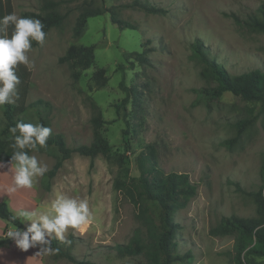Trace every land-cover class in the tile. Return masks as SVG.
<instances>
[{
  "label": "rangeland",
  "instance_id": "1",
  "mask_svg": "<svg viewBox=\"0 0 264 264\" xmlns=\"http://www.w3.org/2000/svg\"><path fill=\"white\" fill-rule=\"evenodd\" d=\"M133 1L11 0L12 13L20 17L24 12L46 13L43 7L48 2L56 3L55 9L66 15L60 26L46 34L43 44L27 53L32 64L26 67L30 72L26 105L48 102L50 128L62 134L71 149L92 142L95 105L103 121L99 131L111 152L93 159L73 153L50 181L48 191L43 176L38 177L32 189H21L27 202L14 196L4 203L14 215L17 207L48 211L61 193L87 199L94 222L84 232L69 229L66 233L67 240L74 239V257L95 264H145L142 258H118L108 247L127 244L136 229L143 230L136 208L114 185L138 181L139 158L152 147L163 173H186L197 186L196 195L174 215L177 253L185 257L184 264H234V237L213 236L210 230L223 217L256 216L248 194L264 185V112L237 142L225 144L236 137V123L250 118V110L256 113L258 105L227 92L216 100L204 97L200 91L212 84L200 76L201 66L191 47L198 41L231 75L264 71V34L244 26L264 0H140L162 14L129 6ZM88 3L113 9L118 20L134 29H120L106 13L89 18L82 36L73 38L76 18ZM72 45L95 47L94 64L87 70L74 69L79 73L76 81L72 64L59 62ZM147 49L151 51L145 64L130 55ZM98 69H104L108 78L102 88L92 80ZM25 119L37 122L30 108ZM31 155L47 164L48 170L54 165V159L44 153ZM136 187L141 191L140 184ZM5 223L4 230H10L11 224ZM27 252L6 246L0 251V264H41L43 256L32 252L29 258ZM42 264L71 263L54 261L49 253Z\"/></svg>",
  "mask_w": 264,
  "mask_h": 264
},
{
  "label": "trees",
  "instance_id": "2",
  "mask_svg": "<svg viewBox=\"0 0 264 264\" xmlns=\"http://www.w3.org/2000/svg\"><path fill=\"white\" fill-rule=\"evenodd\" d=\"M103 1V0H101ZM57 4L48 2L43 10L46 13L24 12L21 17H31L40 19L45 25L43 31L47 34L52 28L61 25L66 15L58 12ZM146 13L162 14L161 9L152 5L135 0L131 5ZM113 9L106 7H92V4H84L79 12L73 27V38L78 39L82 36L86 27L87 20L91 17L102 16L109 13L113 24H117L120 29H134L129 23L118 20ZM12 13L11 0H0V18ZM244 26L253 32L264 34V4L260 5L255 12L251 13L244 21ZM9 25L6 33L9 37L13 31ZM39 43L32 41V48ZM143 46V45H142ZM192 56L201 66L200 76L212 84L208 88L202 89L201 94L210 100L219 99L224 93H231L239 97L243 102L258 105V110L251 117L239 120L236 123V137L225 144L232 146L237 142L239 136L251 126L264 112V71L252 70L239 75L229 74L215 59L209 51L198 41L192 44ZM94 46H70L65 55L59 59L60 63H71L73 80H78L79 73L74 71L76 67L87 70L94 64ZM151 49L141 53H131L133 59L139 64L147 62L146 54ZM133 61L130 62L132 64ZM16 75L20 79V84L16 87L18 98L11 105H3L2 125L0 126V161L10 163L11 156L15 149L12 147L14 138L9 132V128L18 121L30 123L25 119L28 109H32L37 118V122L45 127H50L48 114L51 105L43 100H37L28 106L26 97L29 89L30 72L23 64L15 69ZM96 87L102 88L106 85L108 78L105 76L104 69H98L92 76ZM123 87V83H120ZM131 93V89L129 90ZM127 99L123 100V104ZM97 112L92 118L94 126L93 140L89 145H79L74 149L66 145L62 134L51 133L47 140L46 147H39L37 150L25 149L29 155L32 152L44 153L54 159L53 167L43 176L45 190L50 189V181L56 176L63 163L69 160L73 153L82 157L93 159L98 155L106 156L111 152V146L100 133L103 121L97 107L93 106ZM140 177L138 181L130 179L129 182H116L114 187L123 192V195L136 208V218L143 228L136 229L127 244L108 247L118 258H142L145 264H184L185 257L177 253L175 235L178 225L174 222V215L183 208L197 193V186L190 181L186 173H163L156 164L154 150L148 148L147 154L139 158ZM262 179L264 181V159L261 166ZM141 185V191L137 190L136 185ZM256 206V216L254 218H242L235 215L223 217L218 224L210 230L213 236H233L234 237V264H264V185L257 191L248 194ZM13 213L8 206L0 202V219L12 225L11 217ZM16 226L24 228L17 220ZM71 243H62L53 239L52 248L58 251L50 253L53 260L66 259L71 264H95L88 260H78L72 254L74 239L69 237ZM14 242L8 237H0V249L13 245Z\"/></svg>",
  "mask_w": 264,
  "mask_h": 264
},
{
  "label": "clouds",
  "instance_id": "3",
  "mask_svg": "<svg viewBox=\"0 0 264 264\" xmlns=\"http://www.w3.org/2000/svg\"><path fill=\"white\" fill-rule=\"evenodd\" d=\"M9 25L14 26L11 36L0 35V106L15 103L18 98L16 87L20 84L15 69L20 64L31 66L27 53L32 48V41L43 44L46 36L45 25L40 19L20 17L15 12L7 14L0 18V33H6ZM9 132L14 138L12 147L15 151L10 161L13 183L7 190L32 189L36 178L44 176L48 166L35 155L30 156L25 149L46 147L52 129L39 123L18 121ZM48 209L38 212L22 208L11 217L13 223L7 236L18 249L27 252L30 248H39L35 256L58 251L52 248L53 239L70 244L66 238L69 229L84 232L94 222L87 199L57 194ZM17 220L25 227L18 228Z\"/></svg>",
  "mask_w": 264,
  "mask_h": 264
},
{
  "label": "crops",
  "instance_id": "4",
  "mask_svg": "<svg viewBox=\"0 0 264 264\" xmlns=\"http://www.w3.org/2000/svg\"><path fill=\"white\" fill-rule=\"evenodd\" d=\"M0 164H4L5 166L3 167H0V202H5L7 201L6 199H8L9 201V198L11 199V197H17V198H21L20 200H23L24 202H27V198H25L26 196L23 194L24 192L22 191L21 192V189L17 190L16 192H9L7 189L9 188V186L12 185L13 183V171H12V167L10 165V163H5V162H1L0 161ZM9 203V202H8ZM37 205H35L36 207ZM22 209L21 207H17L15 208L14 210H12L14 212V214L18 211ZM7 226L6 223L2 220H0V231H2L0 233V237H4V233L5 231H9L8 227L5 228L4 230V226ZM10 246H15V244L13 245H10ZM5 248V247H4ZM4 248H1L0 251H3ZM29 252H27L25 254V256L27 257H32V252H37L39 251V248H35V249H32L30 248L28 250ZM46 254H41V256H43V258H41V264L43 263V259H44V256Z\"/></svg>",
  "mask_w": 264,
  "mask_h": 264
},
{
  "label": "built area",
  "instance_id": "5",
  "mask_svg": "<svg viewBox=\"0 0 264 264\" xmlns=\"http://www.w3.org/2000/svg\"><path fill=\"white\" fill-rule=\"evenodd\" d=\"M7 232H8V231H5V233H4V237H8V236H7Z\"/></svg>",
  "mask_w": 264,
  "mask_h": 264
}]
</instances>
